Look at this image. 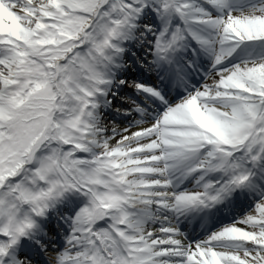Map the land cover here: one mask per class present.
<instances>
[{
    "label": "snow or ice",
    "instance_id": "snow-or-ice-1",
    "mask_svg": "<svg viewBox=\"0 0 264 264\" xmlns=\"http://www.w3.org/2000/svg\"><path fill=\"white\" fill-rule=\"evenodd\" d=\"M0 264H264V0H0Z\"/></svg>",
    "mask_w": 264,
    "mask_h": 264
},
{
    "label": "rangeland",
    "instance_id": "rangeland-1",
    "mask_svg": "<svg viewBox=\"0 0 264 264\" xmlns=\"http://www.w3.org/2000/svg\"><path fill=\"white\" fill-rule=\"evenodd\" d=\"M247 2L248 3H251V2H254V0H247ZM236 6H239V5H236ZM235 54H238V55H245L240 49H238L237 50V52L236 53H233V55H235Z\"/></svg>",
    "mask_w": 264,
    "mask_h": 264
}]
</instances>
